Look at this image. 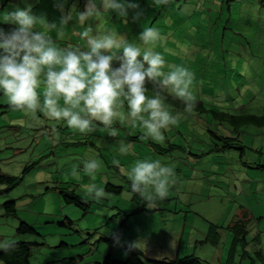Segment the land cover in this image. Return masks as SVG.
Returning <instances> with one entry per match:
<instances>
[{"label":"rangeland","instance_id":"374dc122","mask_svg":"<svg viewBox=\"0 0 264 264\" xmlns=\"http://www.w3.org/2000/svg\"><path fill=\"white\" fill-rule=\"evenodd\" d=\"M45 1L54 11L60 0ZM61 2L60 12L64 13L56 16L54 11L53 23L59 25L68 15L72 19L67 23L71 34L60 45L67 42L66 46H83L75 33L81 30L78 14L86 10L88 0ZM27 5L26 0H0V12ZM31 5L36 15L48 21L49 17L37 12L39 4ZM97 7L103 18L91 17L84 25L91 26L94 32L109 26L132 41L138 40L144 28H157L163 40L155 50L163 54L167 65L182 64L194 73L195 105L188 110L182 100L164 93L169 110L181 117L164 132V141L157 142L144 137L143 130L131 123L117 122L116 137L107 135L103 127L80 133L42 112L33 116L9 108L7 98L0 94V173L23 178L16 188L8 189L9 182L0 184V241L33 244L31 264H102L106 256L118 258L120 253V260L114 258L125 262L126 248H138L145 259L160 263L168 264L178 255L180 259L195 255L199 264H225L234 238V233L225 227L244 216L242 207L248 198L255 213L249 212L247 248L251 258H245L244 264L252 259L264 264L256 254L258 250L264 254V169L249 173L255 176L254 183L244 182V169L238 189L231 181H218L219 176L227 179L230 173L217 168L221 154L215 151V142L219 146L223 142L214 134L227 135L220 128V120L203 113L202 105L196 107L202 101L214 109L228 104L229 113H243L246 95L255 90L249 112L264 113V86L252 85V81H264V7L259 0H238L230 5L225 0H167L157 5L153 0H126L127 14L123 16L112 10L105 12L99 0ZM234 70L238 74L234 75ZM147 87L152 94L157 86L149 83ZM212 90L223 96L216 97ZM226 98L230 101L224 102ZM218 111L222 112L221 108ZM256 129L247 127L244 137H240L249 148H254ZM261 140L255 145V153L246 151L249 159L259 164L264 163V156L257 157L264 153V138ZM122 141L131 143L127 154L120 152ZM150 143L163 149L171 144L180 148L164 151L161 156ZM231 154L240 156L241 150L228 151V158ZM90 158L102 162L94 175L83 170V161ZM153 158L174 168L173 182L165 198L154 204H146L144 199L137 203L133 201L127 173L136 160ZM108 184L123 187V193L106 190ZM93 185L104 188L103 198L88 195ZM67 190L82 196L89 211L65 202L60 191ZM9 202H14L15 207L7 206ZM138 206L147 211L135 213ZM23 225L34 228L37 234L20 232ZM205 235L212 242H207ZM104 238L115 243L111 246ZM219 239L218 246H211Z\"/></svg>","mask_w":264,"mask_h":264},{"label":"clouds","instance_id":"9594fccd","mask_svg":"<svg viewBox=\"0 0 264 264\" xmlns=\"http://www.w3.org/2000/svg\"><path fill=\"white\" fill-rule=\"evenodd\" d=\"M99 2L105 12L127 14L126 0ZM166 2L153 0L155 5ZM91 17L103 18L97 0H88L86 10L78 14L82 27L75 34L83 46H60L58 42L71 34L67 29L71 15L57 25L36 15L31 4L0 12V24L15 25L9 31L0 27V94L15 109L33 116L42 112L80 133L103 127L107 135L116 137L117 122L131 123L143 130L144 137L164 141V132L181 117L169 110L164 93L179 98L191 110L197 99L192 91L194 73L182 64L167 65L163 54L155 50L163 40L157 28H144L138 40L129 41L109 26L95 32L91 26L84 27ZM149 83L157 86L152 94ZM130 148L131 143L121 142V153L127 154ZM101 167L97 158L83 161V170L89 174ZM127 174L131 191L146 204H154L168 195L175 170L159 159H138ZM88 195L100 199L105 190L93 185ZM14 245V240L0 241V250Z\"/></svg>","mask_w":264,"mask_h":264},{"label":"trees","instance_id":"16d2710c","mask_svg":"<svg viewBox=\"0 0 264 264\" xmlns=\"http://www.w3.org/2000/svg\"><path fill=\"white\" fill-rule=\"evenodd\" d=\"M225 1L229 5L232 2H238V0H225ZM33 2L40 5L37 12L43 13L47 17H49V19H48L49 23H53L54 11H55L56 16L64 13V11L60 12L61 7L63 6V3L61 2V0L56 5V8L54 9V11L49 7L48 3L45 0H26V3H28V4H32ZM259 2L261 4V6L264 7V0H259ZM41 6H43L42 9H40ZM0 27H3L6 31H9L12 28H14L15 25L0 24ZM58 43L60 45V43H62V42H58ZM64 44L66 46L67 42H65ZM60 46H64V45H60ZM9 108H13V107L11 106ZM215 109L212 107L208 108V106L202 105V112L203 113H210L211 116L213 114V116H212L213 118H220V117L228 115L226 113L220 112L217 109L216 110ZM230 117H231V115H230ZM240 117H241V119L238 118L239 121H241V120L243 122L245 121L243 124H245L247 126H250V125H255V126H259V127L264 126V114L263 115H257V116L256 115H244V116H240ZM230 119H231L230 123L233 124V122L235 120L234 117H231ZM223 140L229 146V148H237V149L240 148L241 149V147H235L232 145L233 143H235L234 141L236 139L231 138V137H224ZM152 148L156 152L159 151V152L163 153V151H165V149H163L161 146L156 145V144H153ZM176 148H178V147H176ZM257 167H258V169L263 170L264 169V163L259 164V166H257ZM22 181H23L22 177L21 178L11 177V176L4 175V174L0 173V184H5V183L9 182L11 185L9 186L8 189L16 188L17 186H19L22 183ZM105 189L108 191H114V192L119 193V194H121L123 191V187H116V186H113L112 184H108ZM67 191H69V192L60 191V194H62V197L64 198L65 202L72 204L76 208H79L85 212L89 211V205L87 204L86 200L82 196H78L74 190L73 191L67 190ZM141 199L142 198L138 193H134L133 201L138 203ZM6 205L15 207L14 202H9ZM142 211H143L142 208L139 207L138 213H141ZM144 211H147V210H144ZM13 213L16 214V211H13ZM243 214H244V216H242L239 220H237L233 225L225 227L227 230H230L234 233V235H233L234 238H233V241L231 243V247L229 249L227 261L225 264H244L245 258H251L250 257L251 254L247 248L250 244L248 242V237L250 234L249 224H250L251 220H250L249 215L247 213H243ZM70 223L72 224V222H70ZM61 225H66V223H62ZM220 228L221 227H219V229ZM20 232L37 234V231L34 228H31V227L26 226V225L22 226ZM215 234L218 238L221 239V235L217 234V232ZM220 239H219V242L211 243V244H213V245L218 244L219 245ZM102 240L110 243L111 246H113V244L115 243V241L111 240V239H105L104 238ZM257 240H258V237L256 238V241ZM207 242H212L209 239V237L207 238ZM35 246H37V244H35ZM32 247H33V244L21 242V243L15 244L12 248H9L7 250H2V251H0V262H2L3 264H31ZM126 251H127L128 255H127L125 262L118 261V260H120L118 258H121V253H120V257H118V258L113 256V254L106 256L102 264H148V263L167 264V263H163V262L160 263L159 261H153L152 259H150V260L145 259L143 252L141 250H139L138 248H126ZM256 254L264 262V254L262 253V251L258 250L256 252ZM114 257L118 260H116ZM198 261H199V259L195 255H190V256H186L182 259H180L178 257L177 259L173 260L172 262H170L168 264H199ZM249 264H256V262H255V260L252 259V261Z\"/></svg>","mask_w":264,"mask_h":264},{"label":"crops","instance_id":"0c3cea01","mask_svg":"<svg viewBox=\"0 0 264 264\" xmlns=\"http://www.w3.org/2000/svg\"><path fill=\"white\" fill-rule=\"evenodd\" d=\"M203 53L204 54H207V53L211 54L210 52H206V51H203ZM235 68L238 69L236 66H235ZM235 74H238V72L236 70H234V75ZM246 79H247V77H246ZM252 85L253 86L254 85H263L264 86V81H252ZM244 87H242V88H244ZM242 88L239 89L240 93H242ZM247 88H249V87L247 86ZM232 91L235 92V90H232ZM213 92H214L216 97L219 96L221 98L223 96V93H220L219 91L217 92V90H215ZM262 92H264V89L262 90ZM254 94H255V90H254V92H251L248 95H246V98H245L246 99V104L244 105L243 113H235V114L229 113L230 112L229 111V105L225 104L224 106H218V108H221L222 112L226 113L228 115L220 117V118H215L217 120H220V128L227 135V136H221V135L219 136V135L214 134V136H216L219 140H221L223 142V144L220 145V146L215 142V146H216L215 151L219 152L221 154L220 157H219L220 163H219V165H217V168L220 169V171H224L225 173L226 172L230 173L229 175L226 176L227 179L223 178L222 176H219V180L218 181H227V182L231 181V182H233L232 184H233V187L235 189H238L237 188V184H238V179L240 178L239 175H244V174H242L244 172V169L247 170L246 177L243 179L244 182L245 183H254L255 182V180H254L255 176L250 175L249 173L257 170L256 168H258L257 166H259V163L256 160L249 159V158H251V156H247L246 151L247 150H252L254 153L256 152V149H255L256 143L259 142V141L262 142L261 139H262V137L264 138V131L260 132L261 128L264 129V126L263 127H259V126H255V125H250V126H255L257 129L255 131V133H256V134H254L255 139H254V142L252 144V147H254V148H249L248 145L246 146V145H244L242 143V141L240 140V137H241V135H242V137H244V131L246 130L247 127H250V126H247V125L243 124L245 121L244 122L242 120L239 121V119H238V118L241 119L240 116H244V115H256V114H251L252 113L251 111H250L251 113L249 112V103H250V100L254 97ZM170 98H173V96H170ZM228 101H230V99L226 98L224 102H228ZM200 105H203V106L205 105L206 106V104L202 101L196 107H198ZM208 107H210V106H208ZM215 108L218 110L217 105L215 106ZM230 115H231V117H234V119H235V120L233 119L234 120L233 124L230 123V120H231L230 119L231 118ZM224 137H231V138L236 139L234 141L235 143H233L232 145L235 146V147H241V149L239 148L241 150L240 156H238V154L237 155L231 154L230 158H228V151H231L234 148H229V146L223 140ZM214 139L217 141L216 138H214ZM257 145L260 147L262 144H257ZM152 146H153V143H150V147L151 148H152ZM176 147H178V148H176ZM175 148L179 149L180 146L175 145V144L174 145L171 144V145H169V147L167 149H165V151L172 152V151L176 150ZM157 153L160 154L161 156L165 155L164 151H163V153L159 152V151ZM154 154H156V153H154ZM148 155H150V154H148ZM262 156H264V153H260L259 156H257V157H262ZM153 159H156V158H153ZM158 159L161 162L165 163L160 158H158ZM222 165L224 167H222ZM262 172H264V171H262ZM230 178H231V180H229ZM123 191H124V188H123ZM123 191H122V193H123ZM243 191H244V189H243V186H242V192ZM246 205H248V206L246 207ZM138 208L139 207H137V210L135 211V213H138ZM242 208L244 209V213H247L249 215V218L251 219L250 213H255V210L250 205V202H249L248 198L246 199L245 206H243ZM151 212L153 213L154 211H151ZM220 227H221L220 229H223L222 226H220ZM184 231H185V228L183 230V233H184ZM183 233H182V236H183ZM191 236H190V238H191ZM207 238H208V236L205 235V240H207ZM217 245L211 244V246H217ZM122 255H123V253H122ZM178 257H179V255L177 257H175V259H177Z\"/></svg>","mask_w":264,"mask_h":264}]
</instances>
